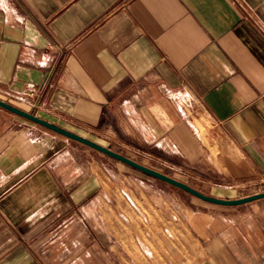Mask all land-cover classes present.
I'll list each match as a JSON object with an SVG mask.
<instances>
[{
  "label": "crops",
  "instance_id": "obj_1",
  "mask_svg": "<svg viewBox=\"0 0 264 264\" xmlns=\"http://www.w3.org/2000/svg\"><path fill=\"white\" fill-rule=\"evenodd\" d=\"M0 100L208 196L264 192V0H0ZM112 159L0 107V264H148L112 233ZM208 204L191 264H264V198Z\"/></svg>",
  "mask_w": 264,
  "mask_h": 264
},
{
  "label": "rangeland",
  "instance_id": "obj_2",
  "mask_svg": "<svg viewBox=\"0 0 264 264\" xmlns=\"http://www.w3.org/2000/svg\"><path fill=\"white\" fill-rule=\"evenodd\" d=\"M197 124L202 135L206 129H214L210 121ZM101 160L104 162V158ZM143 163L168 176L176 177L170 165L147 161ZM108 164L112 166V233L132 236L129 239L132 241L131 251L137 256L139 263L143 258V262L155 264L156 258H153V254L157 257L158 251L177 250L184 258L182 261L191 264L188 260L189 252L201 251L203 244H195L185 235L193 231L192 235L196 237L197 225H204V214L214 211L215 207L164 182L156 179L149 182L147 180H153L150 176L116 163L113 159ZM254 189H264V182L245 191ZM128 220L132 225L128 224ZM173 236L178 244L172 239ZM123 245L125 246V243Z\"/></svg>",
  "mask_w": 264,
  "mask_h": 264
},
{
  "label": "water",
  "instance_id": "obj_3",
  "mask_svg": "<svg viewBox=\"0 0 264 264\" xmlns=\"http://www.w3.org/2000/svg\"><path fill=\"white\" fill-rule=\"evenodd\" d=\"M0 107L6 109L7 111L13 113V114H16L22 118H25L31 122H34L40 126H43L53 132H56L68 139H71V140H74L76 142H79L87 147H90L104 155H107L135 170H138L139 172L145 174V175H148L152 178H155L159 181H162L164 183H167L175 188H178L180 189L181 191L183 192H186L204 202H208V203H211V204H215V205H220V206H238V205H242V204H245V203H249V202H252V201H255L257 199H260V198H264V192H261V193H258V194H254V195H251V196H247V197H244V198H240V199H233V200H229V199H220V198H216V197H212V196H208L206 194H203L202 192L196 190L195 188L173 178V177H170L164 173H161L157 170H154L152 168H149L143 164H140L118 152H115L109 148H106V147H103L91 140H88L86 138H83L81 136H78L72 132H69L67 130H64L54 124H51L39 117H37L36 115L32 114V113H28V112H25L23 110H20L6 102H3L0 100Z\"/></svg>",
  "mask_w": 264,
  "mask_h": 264
},
{
  "label": "built area",
  "instance_id": "obj_4",
  "mask_svg": "<svg viewBox=\"0 0 264 264\" xmlns=\"http://www.w3.org/2000/svg\"><path fill=\"white\" fill-rule=\"evenodd\" d=\"M30 93H33V90H30ZM129 201L131 202V200L129 199Z\"/></svg>",
  "mask_w": 264,
  "mask_h": 264
}]
</instances>
